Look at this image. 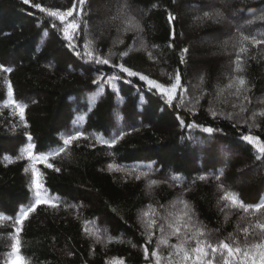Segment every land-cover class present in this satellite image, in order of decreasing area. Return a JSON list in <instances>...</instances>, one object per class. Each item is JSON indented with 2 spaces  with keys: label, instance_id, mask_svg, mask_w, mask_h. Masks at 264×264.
I'll return each instance as SVG.
<instances>
[{
  "label": "trees",
  "instance_id": "trees-1",
  "mask_svg": "<svg viewBox=\"0 0 264 264\" xmlns=\"http://www.w3.org/2000/svg\"><path fill=\"white\" fill-rule=\"evenodd\" d=\"M33 2L53 10H65L72 4V0ZM128 2L143 32L125 33L115 25L103 26L104 35L96 40L95 47L112 63H124L161 83L167 81V73L179 68L187 88L186 107L174 111L149 92L138 77L129 78L123 73L119 75L125 79L114 84H94L100 74L107 80L118 69L80 59L67 47L62 34L51 27V18L46 14L21 0H0V65L12 68L11 73L0 72V264H8L11 259L19 209L35 200L32 162L26 153L20 157L29 142L28 134L35 145L34 155L47 154L62 145L70 132L82 131L88 137L74 142L60 156L50 157L48 162L53 168L36 164L43 173L44 194L58 199L59 207L40 204L24 221L19 238L21 254L29 264H111L114 258L122 259L124 264H146L141 214L149 211L148 205L157 212V228L148 246L151 252L161 238L160 218L168 211L179 212V206L171 209L169 205L182 192L195 219L209 230H218L214 238L222 239L229 233L242 236L239 229L255 222L256 217L242 210L220 211L213 177L223 170V182L246 204L264 199V163L256 161L250 146L240 139L242 134H251L264 140V117L250 121L258 127H234V121L224 116L214 119L208 109L239 111L243 95L237 98L231 94L235 89L225 88L232 76L239 75L247 81L249 91L244 95L251 101L244 104L248 110L245 117L264 111V44L245 42L248 51L239 54L243 68L240 73L233 71L238 49L222 48V41L236 27L244 35L264 38V20L259 19L264 16V0H229L231 24L195 22V17L218 6L216 0ZM85 7L91 31L99 36L101 21L115 13L117 0H89ZM167 11L177 16L175 41L170 40ZM213 34L217 37L212 45L219 53L198 47ZM170 43L172 48L168 47ZM211 43L207 42L208 47ZM142 44L146 48L137 51ZM184 47L189 52L187 63L181 65L180 49ZM77 50L83 51V38L77 42ZM109 50L117 55L108 56ZM125 50L129 55L121 59L119 53ZM149 51L155 59L149 57ZM6 81L11 82L14 99L25 105L28 127L13 114L14 109L4 107ZM219 88H225L222 95L218 94ZM197 97H202L199 104ZM178 101L179 94L173 104ZM233 104L238 107L233 108ZM189 108L194 111L189 113ZM176 112L184 114L186 123L194 121L217 131L210 136L201 128H181ZM120 133L126 134L114 146L97 142V138L112 140ZM109 164L124 170H109ZM132 169L135 172L129 176L127 172ZM140 172L147 176L136 180ZM202 174L209 180L199 181L197 177ZM173 176L180 179L173 181ZM152 179L161 183L149 191L147 184ZM86 229L99 235L100 242ZM169 231L165 228L164 235ZM168 242L177 241L169 236ZM159 251L167 255L171 249L161 245Z\"/></svg>",
  "mask_w": 264,
  "mask_h": 264
},
{
  "label": "snow or ice",
  "instance_id": "snow-or-ice-1",
  "mask_svg": "<svg viewBox=\"0 0 264 264\" xmlns=\"http://www.w3.org/2000/svg\"><path fill=\"white\" fill-rule=\"evenodd\" d=\"M22 4L29 5L31 8L38 10L39 13H44L48 18H51L49 23L51 27L56 29L58 33L62 34V39L66 41V45L71 49L75 55L80 59L85 60L88 63H94L97 65H111L113 69H118V72H114L111 76L104 80L103 74H100L97 79L93 80L94 84H100L103 81L106 84H114L116 80L125 79L124 76L119 73L126 74V77H138L139 81H143L149 92H153L154 95H158L168 107L175 109L186 107V93L187 88L182 83V73L179 68L175 69L172 73H167V81L161 83L156 79L150 78L148 75L142 74L138 71H134L129 67H126L124 63H112L111 60L102 56L99 50L95 47L96 40L104 35L103 26L115 25L117 30H123V32H143V26L140 20L134 14L131 5L128 0H117V8L114 14L107 19L101 21V30L99 36H95L89 25L86 17L89 15V10H86V5L89 0H72L70 8L61 10L59 8L53 10L52 8L42 6L40 2H33V0H21ZM175 3V0H172ZM218 6H213L202 13V15L195 17V22L211 21L213 23L231 24L232 21L228 16L229 0H216ZM30 15L32 13H29ZM260 20H264V16L259 17ZM177 16L171 11H167V23L170 26V40L175 41V21ZM59 21V24L56 23ZM118 22V23H117ZM251 23V21H249ZM83 38V51L77 50V42ZM245 42H250L253 45L264 44V38L257 39L255 36L244 35L241 28L236 27L235 31L228 35V39L222 41V48L227 50L229 46L232 49H238L236 59L234 61L235 73L243 71L241 66L240 53H245L248 49L244 46ZM118 43H123L119 40ZM174 45L170 43L169 48ZM153 48L159 46L153 45ZM146 48V45L142 44L141 49ZM189 49L187 47L180 49L179 63L184 65L187 63V54ZM117 53L109 50L108 56H116ZM129 52L127 50L119 53L121 59L127 57ZM148 55L152 57V53L149 51ZM0 72L11 73L12 68L0 65ZM131 83V80H127ZM247 81L243 76L235 75L229 79V82L225 86L226 89H235L232 95L237 98L243 95V99L239 105V111L225 113L214 107H209L208 112L214 118L224 116L226 119L232 120L235 123L234 127L239 124H246L249 127L259 126L253 125L250 121H255L257 116L264 117V111L259 113H253L250 117H245V113L248 111L244 106L245 102L250 103V99L247 95H244L249 89L246 87ZM7 85V99L4 103V107H11L14 109V115H18L20 121L24 124V127H28L25 121V105L14 99V90L10 81H6ZM225 88H219L218 94L222 95L225 92ZM179 94V101L173 104V101L177 100ZM202 97L196 98V103L199 104V100ZM0 99H3L0 96ZM233 108L238 107L236 104L232 105ZM193 108H189L188 112H193ZM176 120L181 128H201L204 133H208L210 136L217 129L213 127H203L194 121L186 123L184 114L176 112ZM126 133H120L112 140H100L97 138L98 143H102L108 146H114L118 139H123ZM28 143L24 148L20 157L23 158L25 153L27 158L32 162L31 171V189H34V203H31L27 207H21L15 218V237L12 241V251L9 254L11 259L8 264H29L28 260L21 254V240L19 234L23 231V223L29 218L30 213L34 212L38 205L46 204L51 208H58L59 201L56 198L46 196L44 194V184L41 181L43 173L36 167L37 163H43L47 168H53V164L49 163L50 157L60 156L61 153L67 152L70 146L74 142H78L81 139H88L82 131H74L67 134L63 139L62 145L56 147L54 150L47 154H33L35 145L31 143L32 137L27 135ZM242 142L250 146L249 151L254 155L256 161L264 163V140L257 135L242 134L240 137ZM94 146V145H93ZM109 170L122 171L118 165H108ZM26 173L29 172V168H25ZM55 171L59 172L60 169L56 168ZM135 169L127 172L129 176L133 175ZM142 176H147V173L140 172L135 175V179L139 180ZM223 170L218 175H215L213 179L216 181V188L219 193L218 206L221 212L225 209L232 208L242 210L244 214L256 217L255 222L250 224L249 227L239 229L242 236H237L235 233H229L224 238H214V232L218 230H209L202 222H198L195 219L194 211L188 201L183 198V192L173 200L169 208L176 209L179 206V212L168 211L166 216L161 217V223L159 224V231L161 238L156 241V247L150 252L149 245L153 243V236L155 235V229L157 228V216L156 209L151 205H148L149 211H145L141 214V223L144 227V233L146 240L143 247V259L146 264H264V199L259 200L255 204H246L239 196L230 191L228 186L223 182ZM179 177L173 176L172 180L176 181ZM197 179L201 182L209 180L208 175H199ZM166 182V181H165ZM196 181H193L195 183ZM161 181L152 179L148 182L147 188L151 191L155 186H158ZM184 191H187L185 189ZM161 208L164 206L161 205ZM259 214V215H257ZM2 218V217H0ZM227 219V216L225 217ZM244 219V217H241ZM165 228L169 229L168 235L165 236ZM90 234L91 230L86 229ZM175 237L176 243L169 244L168 237ZM97 242H100L99 235H96ZM161 245H165L171 249L167 255L162 254L159 249ZM133 247H136L133 245ZM71 255V253H70ZM111 264H124V261L120 258H114Z\"/></svg>",
  "mask_w": 264,
  "mask_h": 264
},
{
  "label": "rangeland",
  "instance_id": "rangeland-1",
  "mask_svg": "<svg viewBox=\"0 0 264 264\" xmlns=\"http://www.w3.org/2000/svg\"><path fill=\"white\" fill-rule=\"evenodd\" d=\"M215 37H217V35L216 34H213V35H211V36H209V37H207V42H211V41H213V43H211V44H209V47H208V45H207V42H204V44H200L198 47H200L201 49H203V50H206V49H208L209 48V51H213V52H217V53H219V51H215V50H219L215 45L213 46L212 44H215V40H214V38ZM206 43V44H205ZM210 47H211V49H210ZM252 171V173H254V169H252L251 170ZM250 171V172H251ZM249 175V174H248Z\"/></svg>",
  "mask_w": 264,
  "mask_h": 264
}]
</instances>
